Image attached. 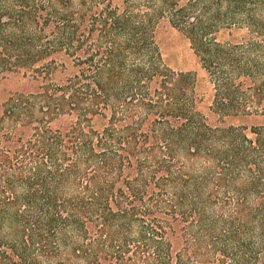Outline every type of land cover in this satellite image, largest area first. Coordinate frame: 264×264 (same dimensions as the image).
<instances>
[{"label": "trees", "instance_id": "trees-1", "mask_svg": "<svg viewBox=\"0 0 264 264\" xmlns=\"http://www.w3.org/2000/svg\"><path fill=\"white\" fill-rule=\"evenodd\" d=\"M0 264H264V0H0Z\"/></svg>", "mask_w": 264, "mask_h": 264}, {"label": "rangeland", "instance_id": "rangeland-1", "mask_svg": "<svg viewBox=\"0 0 264 264\" xmlns=\"http://www.w3.org/2000/svg\"><path fill=\"white\" fill-rule=\"evenodd\" d=\"M159 36L161 54L164 61L175 70H191L196 72L197 78L200 80L203 91L205 92L204 103L207 105L210 96V88L207 83H205L204 73L200 69L198 61L192 53L189 42L181 33L168 27L163 28ZM239 37L240 35L238 33L229 36L228 32L218 36L219 39H231L234 41L239 40ZM3 87L5 88V84H3ZM6 89H10V86H6Z\"/></svg>", "mask_w": 264, "mask_h": 264}]
</instances>
